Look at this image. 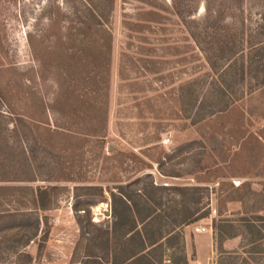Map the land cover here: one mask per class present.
<instances>
[{
	"label": "rangeland",
	"instance_id": "1",
	"mask_svg": "<svg viewBox=\"0 0 264 264\" xmlns=\"http://www.w3.org/2000/svg\"><path fill=\"white\" fill-rule=\"evenodd\" d=\"M79 1L84 0H0V91L14 111H25L36 120L38 100L51 101L54 75L46 69L38 71L30 42H68L64 35L75 23L71 11ZM209 1L211 11L231 23L236 33L242 31L244 40L257 32V38L264 40V29H256L257 24L264 25V0ZM186 2L114 0L108 20L113 48L103 145L93 139L82 142L81 164L79 153L73 157L56 153L61 164L44 159L40 166L29 154L27 168L38 179L65 169L80 181L0 182L3 188L26 189L6 191L0 199V264H26L24 258L18 260V255L26 254L31 264H73L80 247L75 208L87 210L91 222L105 225L110 221L113 188L130 183L140 188L149 182L167 189L199 190L200 207L207 205L208 214L191 227L213 234V221L230 222L232 238L214 241L215 264H264V236L252 242L246 225L256 216L264 218V52L243 82L237 76L233 80L225 98L229 107L199 119L194 99L216 104L221 95L213 86L217 76L174 14L176 3L185 9ZM193 3V18L199 23L206 18L204 6L200 0ZM5 111L0 102V112ZM8 122L0 118V129ZM38 138V134L28 136V153ZM9 141L14 148L15 141ZM2 145L0 153L16 151ZM39 153L44 157L47 152ZM38 186L65 188L56 196L54 209L42 213L27 205L29 189ZM163 199L178 200L169 190ZM21 204L28 208L20 209ZM37 220L40 225L35 230ZM255 225L261 229L264 223Z\"/></svg>",
	"mask_w": 264,
	"mask_h": 264
},
{
	"label": "trees",
	"instance_id": "2",
	"mask_svg": "<svg viewBox=\"0 0 264 264\" xmlns=\"http://www.w3.org/2000/svg\"><path fill=\"white\" fill-rule=\"evenodd\" d=\"M200 1L206 18L199 23L193 18V0H187L182 6L187 7L185 9L176 3L174 14L186 27L209 70L218 79L213 83L217 94L221 95L218 103L207 99L198 103L194 99L193 108H196L198 118L202 119L216 110L223 112L229 107L225 98L230 94L233 80L237 76L243 82L252 72V65L258 63L264 52V40L257 38L258 32L254 37L244 40L242 31L236 33L231 23L211 11L209 0ZM240 2L242 4L243 0ZM113 7L114 0L79 1L71 11L75 23L64 35L68 37V42L48 45L30 42L38 71L42 68L54 75V92L49 103L38 100L39 119L35 120L25 111H14L8 97L0 91V102L6 108L5 112H0V118L11 120L0 129V144L6 150H16L14 153H0V182L63 183L81 180L79 177L73 178L71 172L65 173V169L60 173L50 171L46 179H38L27 168L29 154L30 159L40 166L44 159L45 163L55 161V165L61 164L60 155L56 153H72V157L73 153H79L78 162L81 164L84 155L82 142L93 139L99 147L103 145L109 110L113 48L108 20ZM256 29L263 30L264 25L257 24ZM91 38L94 40L90 41ZM19 100H23V97ZM28 118L33 121L28 122ZM30 134H38L39 138L30 145L28 153ZM10 139L15 141L14 148ZM40 151L47 153L40 157ZM135 185H119L111 190L110 221L105 225L91 222L87 210L75 208L80 247L76 249L79 257L74 256L73 264H187L182 228L203 220L208 214L207 205L200 207V198L197 196L199 190L184 187L167 189L154 186L152 182L140 188ZM20 190L26 189L0 187V199H3L6 191ZM168 190L178 200H164ZM62 191L65 188L56 186H38L35 191L29 189L31 199L27 205L42 213L50 211L55 207L56 196ZM87 202L95 205L97 201ZM25 205L21 204L20 209ZM81 211L85 216L80 214ZM246 222L251 230V241L263 239L264 225L260 229L255 223H264V218L256 216L251 222ZM44 224H47L46 217ZM39 225L37 220L35 230H38ZM211 229L216 243L232 238V227L227 220L213 221ZM23 258L26 264H31L30 255H18V260Z\"/></svg>",
	"mask_w": 264,
	"mask_h": 264
},
{
	"label": "crops",
	"instance_id": "3",
	"mask_svg": "<svg viewBox=\"0 0 264 264\" xmlns=\"http://www.w3.org/2000/svg\"><path fill=\"white\" fill-rule=\"evenodd\" d=\"M188 228H192V231L191 229H189L190 231H186ZM193 229L194 227L191 226L182 228L187 264H215L213 262V234H196L193 232Z\"/></svg>",
	"mask_w": 264,
	"mask_h": 264
},
{
	"label": "built area",
	"instance_id": "4",
	"mask_svg": "<svg viewBox=\"0 0 264 264\" xmlns=\"http://www.w3.org/2000/svg\"><path fill=\"white\" fill-rule=\"evenodd\" d=\"M168 140L165 141V143H167ZM211 213L215 214V210L211 209ZM193 232L196 234H201V233H206V229L203 227H194Z\"/></svg>",
	"mask_w": 264,
	"mask_h": 264
}]
</instances>
